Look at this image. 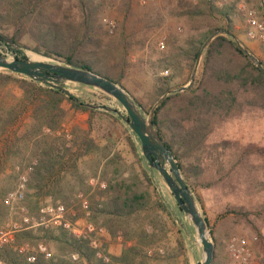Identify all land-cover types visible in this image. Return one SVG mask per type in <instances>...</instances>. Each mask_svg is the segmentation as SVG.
Instances as JSON below:
<instances>
[{
	"label": "trees",
	"instance_id": "obj_1",
	"mask_svg": "<svg viewBox=\"0 0 264 264\" xmlns=\"http://www.w3.org/2000/svg\"><path fill=\"white\" fill-rule=\"evenodd\" d=\"M44 1L0 0V45L26 47L21 39L28 34L35 42L33 51L121 83L127 61L120 52V45L126 36L121 31L114 38L107 37L98 17L100 1L75 0L80 13L78 21L57 19L42 6ZM217 1L198 0L178 12L195 33L181 44L171 45L161 56L163 69L168 71L158 77L160 84L155 86L151 99L153 103L169 90L170 81L175 77L185 71L190 75L199 60L198 75L190 87L166 96L153 119L186 182L188 179V186L224 185L232 179L239 186L243 182L240 174L255 167L253 158L264 157V145L214 138L228 122L248 114L264 117V70L257 67L235 41L233 6L219 5ZM263 6L264 0L259 6L261 10ZM5 27H11L12 33L3 32ZM217 30L221 33L213 36L199 56L207 38ZM225 30L229 34L222 32ZM15 48L13 57L26 58ZM28 57L31 58L29 54ZM260 62L264 67V62ZM12 86L20 89V93L13 92ZM134 100L141 107L137 99ZM70 109L94 111L72 93L0 70V169L11 160L13 168L16 158L25 157L27 163L32 162L23 200L28 205L26 215L33 219L40 214L41 200L48 196L54 205H67L73 202L77 192L89 191L92 187L88 178L96 176L99 182H105V187L97 185L93 189L88 206L89 220L105 227L112 235L121 230L125 243L118 255H111L110 261L104 262L95 256L87 238L77 237L62 226L39 225L15 232L11 242L0 246L2 264H134L142 251L141 237L148 234L149 227L139 232V242L131 244H127L130 236L125 228L128 219L146 209L150 202L148 186L144 185V181L151 183L146 169L141 164L139 171L125 164L121 168L116 153L102 160L98 156L102 148L86 133L72 135L70 141L64 139L63 134H57ZM127 140L139 160L134 141L130 136ZM81 160L94 165L90 163L82 168ZM204 173L210 176L205 177ZM262 184L261 179H256L246 187L252 186L255 190ZM11 189L13 187L0 188V215L7 211L3 196ZM260 206L264 209V202ZM177 208L181 210L178 205ZM206 222L208 226L207 219ZM44 241L55 243V253L49 258L37 254L35 261L28 262L17 252L16 247L22 243L37 245ZM217 246L218 241L214 239L212 264L224 262L217 259ZM73 253L78 255L76 259H72ZM183 262L188 264L186 258Z\"/></svg>",
	"mask_w": 264,
	"mask_h": 264
},
{
	"label": "rangeland",
	"instance_id": "obj_2",
	"mask_svg": "<svg viewBox=\"0 0 264 264\" xmlns=\"http://www.w3.org/2000/svg\"><path fill=\"white\" fill-rule=\"evenodd\" d=\"M99 1L101 7L98 17L104 31L108 33L107 37L114 38L116 33L121 31H124L126 36V40H123L120 45V52L124 54L127 61L126 75L119 84L133 98L137 99L142 110L147 114L158 99L151 102L154 88L160 84L158 77L166 75L168 71L163 69V64L160 61L161 56L169 51L171 45L181 44L188 35L195 33V30L186 23L184 17L178 15V12L198 0ZM217 2L219 5L229 3L233 6L231 19L235 38L244 44L256 58L264 62V43L248 38L245 19V10L252 8L256 11L257 16L264 21L263 8L261 10L259 7L262 5V0H218ZM42 6L49 13H54L57 19L72 21L80 19L75 0H45ZM3 32L12 33V28L5 27ZM160 40L164 41L163 49L158 47ZM21 41L26 47L15 48L11 45L1 44L0 52L13 57L15 48L27 56L29 54L31 59H46V56L32 50L35 42L28 34L23 35ZM197 62L195 77L199 71V60ZM14 75L24 77L20 74L14 73ZM190 75L185 71L182 75L175 77L170 81L171 88L169 90L179 85H185L189 81ZM64 86L94 111L88 113L70 109L61 129H58L56 133L63 134L67 141L73 138L72 135L86 133L102 148L98 152V156L102 160L111 158L112 154L116 153L119 155L118 161L121 163V168H124L122 164H125L139 171L141 164L150 178V184L144 181V185L148 186L150 192V202L146 209L128 219L125 228L130 236L127 244H131L139 242V232L149 227L148 234L141 237L142 251L134 264H184L185 258L188 264H198L200 252L195 239V231L184 212L177 208L175 199L161 175L149 166L141 151L138 137L124 120L126 112L121 104L113 97L89 86L73 83H67ZM11 89L17 94L20 93V89L16 86H12ZM4 90L6 89L4 88ZM65 133L69 136H66ZM128 136L136 145L139 160L132 152L127 140ZM214 138L216 140L237 139L241 143L254 142L264 145V117L248 114L228 122L216 132ZM19 161L22 162L18 163ZM83 161L80 162L82 168H87L90 163L94 165L92 162L84 163ZM12 162V160L7 161L0 169V188L2 189L15 186L17 181L16 166L27 168L32 164L31 161L27 163L25 157L23 159L16 158L13 168ZM252 162L255 163V167L240 174V180L243 182L239 186L235 179L224 185H222L223 183L214 186L189 185L202 214L208 221L207 228L213 243L214 239L218 241L216 253L217 259L224 260L221 264H228L226 242L231 235H243L250 239L254 250L252 264H264V209L260 206L264 202V157L255 156ZM204 176L209 177L210 174L204 173ZM97 179L96 176L89 177L87 182L92 188L87 192L81 190L87 195L88 201H90L93 189L97 185L100 186ZM256 179L263 181L260 189L254 190L252 186L246 187L250 181ZM186 183H188V179ZM47 204L54 205L48 196L40 201L42 206ZM21 206L27 209L28 205L25 200L19 202L12 209L7 207L5 215H0V227H5L11 221L20 222L22 214L25 213V210H20ZM65 206L68 208L66 218L72 222L78 220L77 226L81 227L85 221L89 220L90 211L86 212L79 207L76 195L73 202ZM104 229L106 235L102 240L109 256L118 255L125 243L122 231L112 235L105 227ZM117 236H120L121 239L118 240ZM25 243L35 247L31 242ZM43 243L49 248L52 256L55 253V243L53 241H44Z\"/></svg>",
	"mask_w": 264,
	"mask_h": 264
},
{
	"label": "water",
	"instance_id": "obj_3",
	"mask_svg": "<svg viewBox=\"0 0 264 264\" xmlns=\"http://www.w3.org/2000/svg\"><path fill=\"white\" fill-rule=\"evenodd\" d=\"M222 32L229 34L226 30ZM217 33H221V30L214 31L207 38L200 50L199 56L203 48ZM235 41L251 61L257 67L264 70L260 60L237 38H235ZM45 58L31 59L27 55L26 58L10 57L0 52V70L20 74L40 84L61 89L68 93L70 92L64 86L67 83L89 86L117 100L126 112L124 120L138 137L141 151L149 166L161 175L167 187L170 189L176 204L184 212L195 231V239L200 252L198 264H212L214 243L207 228L206 219L200 210L192 190L182 176L177 160L163 142L153 122L156 109L166 96L174 92L184 91L190 87L194 81L198 62L195 64L189 81L185 85H179L164 92L153 103L149 112L145 114L121 84L90 69L72 66L50 57Z\"/></svg>",
	"mask_w": 264,
	"mask_h": 264
},
{
	"label": "built area",
	"instance_id": "obj_4",
	"mask_svg": "<svg viewBox=\"0 0 264 264\" xmlns=\"http://www.w3.org/2000/svg\"><path fill=\"white\" fill-rule=\"evenodd\" d=\"M246 19V35L250 39L258 40L264 43V21L261 20L256 11L252 8L245 10ZM158 47L163 49L165 47L164 41H158ZM66 136H69L65 133ZM18 172L17 181L13 189L9 190L3 196V203L10 209L14 208L19 202L24 199L27 190L28 172L31 166L27 168H20L16 166ZM93 180V179H91ZM101 187L105 186L104 182L99 183ZM76 200L79 207L88 212L89 201L87 195L82 191L76 193ZM24 211V207H19ZM68 208L61 203L57 205L47 204L40 208L38 218H30L25 213L22 214L21 221H11L5 227H0V246L13 240L15 232L24 228H33L36 226L53 227L62 226L64 229L70 231L77 237L87 238L89 246L94 250L95 256L101 258L104 262L110 261V256L105 248L102 238L106 235L103 226H98L92 221H85L83 225L77 226L78 220L74 222L68 220L66 215ZM120 240L121 237L117 236ZM17 252L24 255L28 262L36 260L37 254H42L45 258L51 257V251L43 242H39L35 247L24 243L17 247ZM226 253L228 264H252L254 257V250L252 248V241L243 235H231L226 242ZM77 254L73 253L72 258L76 259ZM0 264L2 261L0 260Z\"/></svg>",
	"mask_w": 264,
	"mask_h": 264
},
{
	"label": "crops",
	"instance_id": "obj_5",
	"mask_svg": "<svg viewBox=\"0 0 264 264\" xmlns=\"http://www.w3.org/2000/svg\"><path fill=\"white\" fill-rule=\"evenodd\" d=\"M239 38H241V36H238ZM254 53H256V52H254Z\"/></svg>",
	"mask_w": 264,
	"mask_h": 264
}]
</instances>
